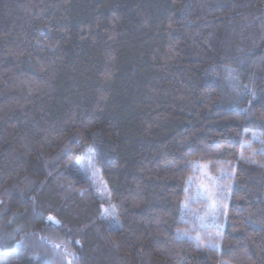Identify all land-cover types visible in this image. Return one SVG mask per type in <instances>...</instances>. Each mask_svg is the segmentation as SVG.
I'll list each match as a JSON object with an SVG mask.
<instances>
[{"label": "trees", "instance_id": "1", "mask_svg": "<svg viewBox=\"0 0 264 264\" xmlns=\"http://www.w3.org/2000/svg\"><path fill=\"white\" fill-rule=\"evenodd\" d=\"M72 261L264 264V0H0V264Z\"/></svg>", "mask_w": 264, "mask_h": 264}, {"label": "rangeland", "instance_id": "2", "mask_svg": "<svg viewBox=\"0 0 264 264\" xmlns=\"http://www.w3.org/2000/svg\"><path fill=\"white\" fill-rule=\"evenodd\" d=\"M222 189L217 179L201 170L190 183V197L187 211L201 223L203 228L213 230L219 226V218L224 206L221 203ZM72 264H78L72 261Z\"/></svg>", "mask_w": 264, "mask_h": 264}, {"label": "snow or ice", "instance_id": "3", "mask_svg": "<svg viewBox=\"0 0 264 264\" xmlns=\"http://www.w3.org/2000/svg\"><path fill=\"white\" fill-rule=\"evenodd\" d=\"M48 219H49L50 221H54V222L58 223V221H55V218L52 217V216H49ZM56 247H59V245H56Z\"/></svg>", "mask_w": 264, "mask_h": 264}]
</instances>
